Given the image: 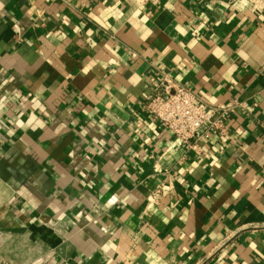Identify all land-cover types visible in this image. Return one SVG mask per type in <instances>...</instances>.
Wrapping results in <instances>:
<instances>
[{
  "label": "crops",
  "instance_id": "crops-1",
  "mask_svg": "<svg viewBox=\"0 0 264 264\" xmlns=\"http://www.w3.org/2000/svg\"><path fill=\"white\" fill-rule=\"evenodd\" d=\"M165 75L248 106L187 149ZM0 264H264V0H0Z\"/></svg>",
  "mask_w": 264,
  "mask_h": 264
},
{
  "label": "built area",
  "instance_id": "built-area-1",
  "mask_svg": "<svg viewBox=\"0 0 264 264\" xmlns=\"http://www.w3.org/2000/svg\"><path fill=\"white\" fill-rule=\"evenodd\" d=\"M245 102L228 107H213L199 99L191 87L181 85L165 75L154 84L143 102V110L179 139L187 149H196L197 142L226 132L225 117L235 109L247 108ZM157 189L150 201L157 202Z\"/></svg>",
  "mask_w": 264,
  "mask_h": 264
}]
</instances>
